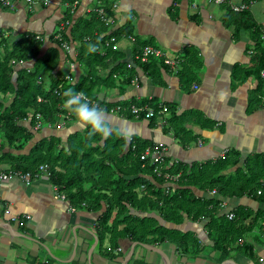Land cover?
<instances>
[{"label":"crops","instance_id":"0c3cea01","mask_svg":"<svg viewBox=\"0 0 264 264\" xmlns=\"http://www.w3.org/2000/svg\"><path fill=\"white\" fill-rule=\"evenodd\" d=\"M32 1L30 9L22 0H15L11 10L0 5V34L8 42L24 34L40 35L45 40L59 29L63 33L66 27L59 24L66 11L73 12L71 16L76 22L89 19L88 13L97 8L111 6L116 22L114 18H106L108 30L101 38H108L125 23L131 25L135 38L129 37L134 43L123 36L110 39L123 60L132 63L136 76L122 95L105 87L98 94L104 95L107 107L124 101L147 102L151 106L165 105L168 113L158 115L160 118L152 123L149 119L128 120L105 113L116 135L137 138L153 146L161 144L169 166L173 162L188 166L213 163L231 152L238 155L242 166L246 159L264 155V86L258 98L250 103V95L257 91L260 81L253 74L243 79V72L253 66L251 53L255 46L248 32L233 35L223 26L226 9L244 6L263 32L264 0H226L225 6H215L207 0H180L175 5L173 0H46V4L43 0ZM261 37L264 42V32ZM136 42L178 57L180 68L186 66L192 72L189 87L183 85L179 74L168 69L161 68L155 75L144 73L131 60ZM52 46L50 40L44 41L41 54ZM68 67L69 63L61 57L54 73L61 77L74 75L73 82L85 75L79 66L72 67L75 72ZM10 103L11 98L5 99L4 108ZM61 117L56 127L49 125L43 132V128L34 131L31 144L55 137L65 145L68 136L86 128L70 112ZM103 144L100 141L97 146ZM8 152L10 149L4 146L0 155ZM6 168L0 166V170ZM54 193L44 175L28 185L15 176L0 185V264H264V199L257 202L246 197L222 198L223 206L217 217L224 218L240 208L250 214L244 221L241 239L227 244L224 253L215 248L214 237H218L216 233L231 237L226 228L215 227L210 231L205 219L192 222L185 218L181 225L175 226L159 218L160 226L185 235L188 245L190 239L197 242L195 252L189 249L185 255L171 242L149 245L121 238L116 246H111L109 236L101 232L103 240L98 237L97 220L105 204L95 214L56 199ZM140 244L157 251L144 249Z\"/></svg>","mask_w":264,"mask_h":264},{"label":"trees","instance_id":"16d2710c","mask_svg":"<svg viewBox=\"0 0 264 264\" xmlns=\"http://www.w3.org/2000/svg\"><path fill=\"white\" fill-rule=\"evenodd\" d=\"M179 1L173 0V5ZM103 11L104 18H114L111 6H103ZM88 14L89 19L73 22V16L66 11L59 24L60 27H66L60 35V40L50 37L53 46L42 54L43 42L36 41V35L24 34L16 41L8 42L6 37L0 34V151L4 146L10 149V152L0 155V166L7 167L6 171L34 175L38 173L40 166L45 165L48 168L51 187H56L58 193L63 195L72 207H82L97 214L101 211L102 204H105L106 208L97 220L100 228L98 237L103 240L101 232L109 236L111 246H116L117 240L121 238L149 245L171 242L187 255L189 249L195 252L197 242L190 239L192 245H188L185 235L160 226L159 218L175 226L181 225L185 218L192 222L205 219L210 231L215 227H223L222 229L226 228L231 232V237L215 234L218 236L214 237L215 248L224 253L227 244L241 239L245 229L244 221L250 214L240 208L230 212L232 217L225 222V217H217L223 203L222 198L246 197L263 202L264 194L257 196L256 192L264 185V155L248 158L242 166L234 152L213 163L191 166L181 162H173L169 166L163 156V163L159 168L160 175H157L150 164L141 168L139 159L143 150L153 146V143L142 142L137 138H130L125 142L114 131L105 139L99 135H89V129L86 127L83 132L68 136L65 145H61V139L55 137L43 138L31 144L34 131L42 129L35 128L36 115L40 116L43 125L56 127L61 121V116L69 113L63 107V93L68 88L77 93H84L90 101H97L108 114L111 109L118 107L117 104L124 106L121 108L123 111L114 113L128 120H145L143 116L135 119L127 110L130 106H147L152 109L155 114L148 120L150 123L160 118V110L164 115L168 113L165 105L151 106L149 103L124 101L107 107L104 105L105 97L102 101L98 100L101 87L107 90L116 89L122 95L135 78L136 72L132 63L125 62L123 55L112 49L113 39H110L122 36L127 39L134 36L131 33V25L125 23L122 28L112 31L108 38H101L102 33L108 29L96 13ZM113 21L116 22L115 18ZM66 22H69L68 27L64 25ZM223 26L231 30L233 35L239 36L242 32H248L255 46L251 53L253 66L243 72V79L253 74L260 81L257 91L250 95L252 103L264 86V79L260 77V73L264 71V42L261 40L264 31L254 24L250 12L246 9L238 13L226 9ZM68 43L75 45V58L63 51L62 46ZM105 43H110L105 52L88 51L89 44H95L98 50H104ZM140 44L136 42L134 45L131 60L140 66L144 73L155 72V75L161 68L168 69L179 74L183 85L189 87L193 80L192 72L186 66L180 68L181 60L178 57L176 58L180 62L175 70H171L161 60L150 59L146 64L134 60V53L147 45ZM61 57L67 63H77L85 75L73 82L74 75L66 79L58 73L55 74ZM7 98H11V103L4 108L3 102ZM38 98L41 99L40 102L37 101ZM100 141L104 144L97 146ZM27 147V152H23ZM233 168V172L222 175ZM164 175L171 178L177 175L176 183L169 177L166 179ZM166 182L171 185V192L168 194L164 188ZM213 191L214 196L211 195ZM200 193L202 196H198ZM195 255L197 254H192Z\"/></svg>","mask_w":264,"mask_h":264},{"label":"built area","instance_id":"2783aa9c","mask_svg":"<svg viewBox=\"0 0 264 264\" xmlns=\"http://www.w3.org/2000/svg\"><path fill=\"white\" fill-rule=\"evenodd\" d=\"M25 4H27L28 6L33 4L32 0H22ZM208 2L214 1L216 4H221L222 0H207ZM47 3V1H45V4ZM1 4L3 7L5 8H9L12 9L14 7V0H1ZM245 7L241 6V7H234L233 10L235 12H240L242 10H244ZM99 15L103 17V11L100 10L99 11ZM101 17V19H102ZM104 19V18H103ZM104 21V20H103ZM132 42L134 41L133 39H130ZM111 42H113V40H111ZM110 45V43H106L105 46L108 47ZM66 49L68 50V48L66 47ZM112 49L113 50H117V46L114 44L112 45ZM134 60L138 61L139 63L142 64H146L150 59H156V60H161L162 63L166 66H168L171 70H175L179 64V60L176 57H170L169 55H167L166 53L149 47V46H145L142 47L139 51H137L136 53H134L133 56ZM264 75V72H263ZM38 101H40V99H38ZM91 104L93 105H97V103L92 102ZM162 110H160L158 112V115H160ZM130 114L132 116H134L135 118H139L140 116H143L144 119H151L153 118L155 112L151 109H148L146 107H140V106H132L130 108ZM36 119L39 120V116H36ZM40 128V123H37L36 125V129ZM162 148V145L159 144L158 146H155L153 148H147L140 156L141 160L143 162H146L149 158H151V165H158L161 164L163 162V158L158 155V151H160V149ZM154 172H157V169H154ZM46 174L48 175L47 172V166H41L39 168V173H36L34 175H31L29 173L27 174H20V173H6V172H2L0 171V185L7 181L8 179H10L12 176H15L17 178H19L22 182H24L25 184H30V182L33 179H36L39 177L40 174ZM167 179V176H164ZM262 192L258 191L257 194L260 195ZM56 199H60V200H64V196L60 195V194H56L55 195Z\"/></svg>","mask_w":264,"mask_h":264},{"label":"clouds","instance_id":"9594fccd","mask_svg":"<svg viewBox=\"0 0 264 264\" xmlns=\"http://www.w3.org/2000/svg\"><path fill=\"white\" fill-rule=\"evenodd\" d=\"M88 51L96 53L98 47L95 44H89ZM63 95L65 97L63 107L72 114L77 123L89 129V135H99L106 139L113 134L104 109L91 104L84 93H77L72 88H68Z\"/></svg>","mask_w":264,"mask_h":264},{"label":"bare ground","instance_id":"6f19581e","mask_svg":"<svg viewBox=\"0 0 264 264\" xmlns=\"http://www.w3.org/2000/svg\"><path fill=\"white\" fill-rule=\"evenodd\" d=\"M45 1L46 0H43V2L45 3ZM14 2H15V0H14ZM227 2L228 1H226V0H222V3L221 4H216L214 1H211V2H209V3H213V4H215V6H225L226 4H227ZM25 4V3H24ZM0 5L2 6V4H1V0H0ZM34 5V2H33V4L32 5H30V6H28L27 4H25V6H27L28 8H31L32 6ZM3 7V6H2ZM3 8H5V7H3ZM233 6H231V10L233 11V12H235L234 10H233ZM5 9H7V10H11V9H9V8H5ZM12 9H14V7L12 8ZM100 10H102V9H100V8H97V9H95V10H93V11H91V12H93V13H96V15L98 16V18H99V20L100 21H102L103 22V24H104V26H108V20L106 19V18H104V15H105V13H104V11H103V18L104 19H101V16L99 15V11ZM90 12V13H91ZM72 11H69V14L70 15H72ZM235 13H238V12H235ZM69 15V16H70ZM104 20V21H103ZM69 23L68 22H66V23H64V25L65 26H67ZM68 27V26H67ZM62 31H63V29H59L58 30V32L53 36V40H60V35H61V33H62ZM34 39L36 40V41H38V42H40L41 41V37L40 36H38V35H36L35 37H34ZM130 39H132V38H130V37H127V40L128 41H130V43H134V41L132 42ZM134 40V39H133ZM106 44V43H105ZM66 47L68 48V50L66 49ZM145 47V46H144ZM150 47V46H149ZM62 48H63V51H65L66 53H68V54H70L71 56H73V55H75L76 56V52H75V50H73V53H71L72 51H70L71 49H73V46L71 45V44H64L63 46H62ZM107 47L105 46V49H106ZM99 51V53H102L103 52V50H98ZM75 58V57H74ZM73 62V61H72ZM69 63V69L71 70V72H75V69H72V67H75V66H77L78 67V65H77V63ZM129 67V66H128ZM130 67H131V65H130ZM264 72V71H263ZM263 72H261L260 73V77L262 78V79H264V75H263ZM66 79H68V77L69 76H64ZM60 86L58 87V90H60ZM58 92V91H57ZM56 92V93H57ZM39 99V98H38ZM38 99H37V101H38ZM98 100H100L99 98H98ZM41 101V100H40ZM40 101H38V102H40ZM90 101V100H89ZM101 101V100H100ZM92 102H95V103H97V105L100 107V108H103V106L100 104V103H98L97 101H90V103H92ZM132 106H130V107H128V112L130 113V108H131ZM143 107H146V108H148V109H150L149 107H147V106H143ZM152 110V109H151ZM118 112V111H123V109H121L120 107H116V108H114V109H111L110 111H109V113L110 114H113L114 112ZM162 114V112L160 113V115ZM37 116V115H36ZM134 117V116H133ZM135 118V117H134ZM135 119H137V118H135ZM35 122H36V125H37V123H40V129L42 128V125H41V121H40V119L39 120H37L36 119V117H35ZM146 120H148V119H146ZM36 125H35V128H36ZM153 147H155V146H148V147H146L144 150H143V152L147 149V148H153ZM162 149V148H161ZM160 149V151H158V155H160L162 158H163V156H164V154H163V151ZM142 152V153H143ZM141 153V154H142ZM141 154H140V156H141ZM139 159H140V161H141V168H144L145 167V165L146 164H150V166L151 167H153V172H154V169H157V172L155 173V174H157V175H160V173H159V168L162 166V163L161 164H158V165H151V158H149L146 162H143L142 160H141V158L139 157ZM45 166V165H44ZM41 167V166H40ZM39 167V168H40ZM39 170V169H38ZM2 172H6V173H18V172H13V171H10V170H8V171H3L2 170ZM47 172H48V168H47ZM38 173H39V171H38ZM45 176L46 174H40L39 176ZM49 175V174H48ZM48 175H46V177L48 178ZM164 176H167V178L169 177L171 180H172V182H174V183H176V181H177V178H178V176L176 175V176H174L173 178H171V176H169V175H164ZM163 176V177H164ZM39 178V177H38ZM37 179V178H36ZM33 180H35V179H33ZM8 181V180H7ZM6 182V181H5ZM166 185L164 186V188L166 189V194H168L169 192H171V190L169 189L170 188V184L168 183V182H166L165 183ZM55 189H54V195H56L57 193H58V190H57V188L56 187H54ZM258 191H261L262 193L260 194V195H262V194H264V185H263V187L262 188H260V189H258L257 190V192ZM257 192H256V195L257 196H260V195H258L257 194ZM211 195L212 196H214L215 195V192L213 191L212 193H211ZM60 200V199H59ZM64 200H65V198H64ZM63 201V200H62ZM222 206H223V203L221 204V208H222ZM232 217V215H231V213H229L228 215H226V217L225 218H227V219H230Z\"/></svg>","mask_w":264,"mask_h":264},{"label":"rangeland","instance_id":"374dc122","mask_svg":"<svg viewBox=\"0 0 264 264\" xmlns=\"http://www.w3.org/2000/svg\"><path fill=\"white\" fill-rule=\"evenodd\" d=\"M210 4V3H209ZM30 9V8H29ZM38 36H40V35H38ZM42 39H41V41L40 42H44V41H48L49 39H45L44 40V38L42 37V36H40ZM73 50H74V48L73 49H71L70 51H72L71 53H73ZM75 57V55H73L72 56V58H74ZM11 64H13V62L11 61ZM40 99V98H39ZM41 100V99H40ZM147 103V102H146ZM146 103H142V104H146ZM106 113V112H105ZM39 116V115H38ZM62 118V117H61ZM39 119L41 120V118H40V116H39ZM64 119V118H63ZM63 119H62V121H63ZM41 125H42V132L44 131V130H47L48 129V127H46V126H49L50 124H45V125H43V123L41 122ZM131 137H124L123 138V140L125 141V142H127L129 139H130ZM46 176V175H45ZM54 188V187H53ZM55 189V188H54Z\"/></svg>","mask_w":264,"mask_h":264},{"label":"water","instance_id":"95a60500","mask_svg":"<svg viewBox=\"0 0 264 264\" xmlns=\"http://www.w3.org/2000/svg\"><path fill=\"white\" fill-rule=\"evenodd\" d=\"M103 97H104V95L103 94H100L99 96H98V98L102 101L103 100ZM140 246L141 247H143L144 249H149V250H151V251H157V250H155V248H149V246H146V245H141L140 244Z\"/></svg>","mask_w":264,"mask_h":264}]
</instances>
